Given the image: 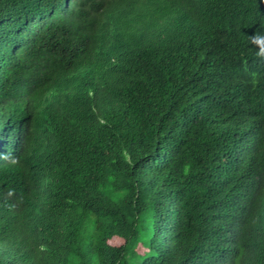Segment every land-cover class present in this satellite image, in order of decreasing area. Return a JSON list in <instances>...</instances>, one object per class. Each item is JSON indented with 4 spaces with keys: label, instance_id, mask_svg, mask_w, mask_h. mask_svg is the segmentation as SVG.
<instances>
[{
    "label": "clouds",
    "instance_id": "obj_1",
    "mask_svg": "<svg viewBox=\"0 0 264 264\" xmlns=\"http://www.w3.org/2000/svg\"><path fill=\"white\" fill-rule=\"evenodd\" d=\"M5 18L1 10L0 40ZM93 20L88 47L67 62L55 58L54 67L13 96L10 105L0 98V174L5 177L0 176V260L25 264L26 253L43 245L44 235L59 237L56 222L47 220L53 180L38 165L50 154L54 135L69 143L87 139L86 129L104 121L106 108L136 95L130 67L141 55L162 63L194 45L201 53L195 55L197 66L214 74L215 82L203 90L202 101L184 95L170 111L168 163L210 130L204 140L222 136V159L239 160L240 175L256 171L240 196L217 195L211 188L204 199L185 193L199 189L198 177L206 174L197 165L160 176L162 187L148 197L157 210L150 231L155 243L166 244L179 228L191 227L198 242L194 256L203 252L201 264H252L251 242L264 230V0H104ZM11 69V58L0 48V85L12 77ZM210 95L214 98L206 103ZM64 114L75 116L77 136L62 123ZM29 168L39 177L26 172ZM97 189H83L88 204L104 202ZM61 221L63 226L66 220ZM34 227L42 231L37 240Z\"/></svg>",
    "mask_w": 264,
    "mask_h": 264
},
{
    "label": "trees",
    "instance_id": "obj_2",
    "mask_svg": "<svg viewBox=\"0 0 264 264\" xmlns=\"http://www.w3.org/2000/svg\"><path fill=\"white\" fill-rule=\"evenodd\" d=\"M103 1L0 0V11L6 16L0 48L12 64V77L2 81L0 98L10 105L13 96L22 95L54 67L55 58L67 62L88 47L95 12ZM136 48L141 51V46ZM199 54L193 45L162 63L141 55L130 67L135 70L132 90L136 95L106 108L104 121L87 128L83 141L69 143L54 135L50 154L38 165L53 180L47 220L56 222L59 237L44 235L43 245L26 253L25 264H176L178 256L182 257L179 264H201L203 252L194 256L198 242L191 227L179 228L166 244L155 243L150 224L157 210L148 197L162 187L159 177L197 165L206 174L198 177L199 189L189 187L186 194L204 199L212 188L214 194L231 197L247 191L256 169L250 176L240 175L239 160L221 158L222 136L204 140L210 130L196 140V147L168 163L172 142L165 123L170 121V111L180 106L178 100L184 95H198L195 98L202 101L203 90L215 82L214 74L197 66L195 55ZM213 98L210 95L206 103ZM61 121L75 136L80 133L75 116L64 114ZM9 167L21 171L17 165ZM26 172L39 177L32 168ZM91 185L96 190L101 187L104 202L88 204L89 195L83 189ZM94 217L96 221L89 223ZM61 218L65 226L59 224ZM33 230L37 240L42 231ZM116 237L122 240L119 245L110 242ZM139 244L143 250L137 249ZM251 245L252 264H264V230L262 238L254 236ZM0 264L7 263L2 259Z\"/></svg>",
    "mask_w": 264,
    "mask_h": 264
},
{
    "label": "rangeland",
    "instance_id": "obj_3",
    "mask_svg": "<svg viewBox=\"0 0 264 264\" xmlns=\"http://www.w3.org/2000/svg\"><path fill=\"white\" fill-rule=\"evenodd\" d=\"M110 242H111L113 245H119V244L122 242V240H121L119 237H116V238L111 239ZM137 249H139V250H143V248L141 247L140 244L138 245Z\"/></svg>",
    "mask_w": 264,
    "mask_h": 264
}]
</instances>
